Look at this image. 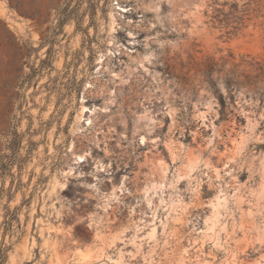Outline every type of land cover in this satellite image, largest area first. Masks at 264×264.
<instances>
[{"label":"rangeland","instance_id":"374dc122","mask_svg":"<svg viewBox=\"0 0 264 264\" xmlns=\"http://www.w3.org/2000/svg\"><path fill=\"white\" fill-rule=\"evenodd\" d=\"M0 264H264V0H0Z\"/></svg>","mask_w":264,"mask_h":264},{"label":"bare ground","instance_id":"6f19581e","mask_svg":"<svg viewBox=\"0 0 264 264\" xmlns=\"http://www.w3.org/2000/svg\"><path fill=\"white\" fill-rule=\"evenodd\" d=\"M84 159V155H81V156H77L75 158V162L74 163H79L80 161H82ZM76 169V166H71L67 172H70V173H73ZM118 192H121V194H123V189L119 186H113L111 188V190L107 191V192H104L103 196H102V200H101V208L104 209L105 211H107L112 205V203H114V200L119 197V193ZM152 218H153V223L155 222L156 220V214H152L151 215ZM91 224H94L96 226V228L100 227L101 224H103V220H98V219H95V218H91ZM218 224H219V217L216 216L215 219H212V218H209V221L207 223V229H206V234H210V236H214V235H217L218 234ZM156 228L154 227L152 229V232H151V235L154 234ZM79 251H82V258H84V261H90L92 260L93 258V251L92 250H89V251H84V250H81L79 249ZM81 253V252H80ZM117 260H114L111 258V262H115Z\"/></svg>","mask_w":264,"mask_h":264},{"label":"trees","instance_id":"16d2710c","mask_svg":"<svg viewBox=\"0 0 264 264\" xmlns=\"http://www.w3.org/2000/svg\"><path fill=\"white\" fill-rule=\"evenodd\" d=\"M60 21L59 26L64 25L65 21L69 19L70 12H67V9L64 8L62 11L59 12Z\"/></svg>","mask_w":264,"mask_h":264}]
</instances>
